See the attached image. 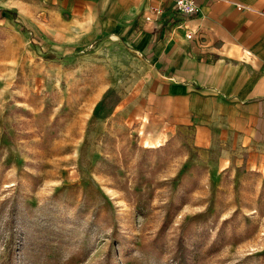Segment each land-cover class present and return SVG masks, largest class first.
I'll return each mask as SVG.
<instances>
[{
  "label": "rangeland",
  "instance_id": "rangeland-1",
  "mask_svg": "<svg viewBox=\"0 0 264 264\" xmlns=\"http://www.w3.org/2000/svg\"><path fill=\"white\" fill-rule=\"evenodd\" d=\"M22 13L0 11V264H264V144L124 39L54 42L62 2Z\"/></svg>",
  "mask_w": 264,
  "mask_h": 264
},
{
  "label": "crops",
  "instance_id": "crops-1",
  "mask_svg": "<svg viewBox=\"0 0 264 264\" xmlns=\"http://www.w3.org/2000/svg\"><path fill=\"white\" fill-rule=\"evenodd\" d=\"M58 1L68 18L54 42L124 39L165 76L191 114L264 144V0H197L191 15L171 0ZM26 5L36 0H0V11L23 18Z\"/></svg>",
  "mask_w": 264,
  "mask_h": 264
},
{
  "label": "built area",
  "instance_id": "built-area-1",
  "mask_svg": "<svg viewBox=\"0 0 264 264\" xmlns=\"http://www.w3.org/2000/svg\"><path fill=\"white\" fill-rule=\"evenodd\" d=\"M173 2V6L177 11L184 15H191L196 12L198 9V1L197 0H171ZM152 12L156 16H160L162 12V8L155 7L152 9ZM145 18L147 20H151L150 15H146Z\"/></svg>",
  "mask_w": 264,
  "mask_h": 264
}]
</instances>
